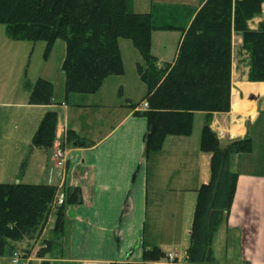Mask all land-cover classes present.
<instances>
[{
  "label": "trees",
  "instance_id": "16d2710c",
  "mask_svg": "<svg viewBox=\"0 0 264 264\" xmlns=\"http://www.w3.org/2000/svg\"><path fill=\"white\" fill-rule=\"evenodd\" d=\"M263 5L264 0H201L198 8L153 3L149 12L137 13L134 0H0V24H5L10 38L43 40L48 51L57 39L66 42L62 64L66 95L95 93L105 79L122 75L119 39L133 41L144 61V66L139 64V74L148 87L145 100L149 108L142 113L148 120L147 154L160 150L168 135H190L194 114L205 113L201 148L211 154V177L197 191L186 262L176 257L165 264L214 261V237L237 191L239 174L231 170L230 158L251 152L253 139L247 134L223 145L211 123L215 113L231 111L235 34L241 36V50L248 56V80L264 82V22L257 28L250 25L262 15ZM155 31L181 32L174 62H159L153 55ZM247 86L264 93V84H243L242 88ZM26 87L31 104H52L50 81H27ZM57 124V112L48 111L33 136L31 150L50 151ZM67 140L88 144L72 131ZM57 191L58 187L50 184L0 183V257L18 242L34 246L49 220ZM63 191L65 203L55 211L48 245L37 254L43 260L40 264L62 257L65 206L82 203L79 188L65 187ZM164 258L166 253L154 247L144 251L140 262L118 264H160Z\"/></svg>",
  "mask_w": 264,
  "mask_h": 264
},
{
  "label": "crops",
  "instance_id": "0c3cea01",
  "mask_svg": "<svg viewBox=\"0 0 264 264\" xmlns=\"http://www.w3.org/2000/svg\"><path fill=\"white\" fill-rule=\"evenodd\" d=\"M152 4L145 13L151 10ZM200 5L201 0L193 7ZM134 10L144 13L136 9L135 0ZM253 21L258 26L262 22L260 17ZM175 35L178 37L177 49L173 59H169L163 40ZM181 39L179 31L153 32V55L159 62H174ZM156 43L159 45L157 53ZM138 63L144 65L143 58ZM139 81L141 84L137 83L136 88L143 91L142 95L146 91L139 101H135L129 92H116L113 87L91 94L71 93L62 101H56L53 92L51 105L31 104L30 92H25L18 101L8 98L0 101V118L3 117L1 112L5 113L3 109L14 108L13 113L9 111L7 121L5 118L0 120V174L10 161H28L29 155L42 150H31L32 139L40 123L37 116L43 120L45 114L54 108L61 109L63 113V124L57 113L54 146L62 142L69 131L88 143L79 145L74 140H67L65 169H49L54 146L46 151L43 159V169H49V178L56 179L48 184L62 189L77 187L82 193V203L65 206L62 257L49 259L50 264L140 262L144 251L154 247L177 255L179 259L178 252L170 249L174 241H165V232L160 224L165 222L166 206L173 208L171 216L176 220L181 216L183 206L196 204L197 191L210 180L211 154H206L201 148L206 116L202 114L203 126L198 138L193 136L194 122L196 115L202 112L194 114L190 135H168L160 150L147 154L144 139L148 120L142 114L145 110L141 104L148 90L145 82ZM235 95L238 106L233 98L232 110L215 113L211 123L223 145L233 138L250 135V127L264 112L260 109L255 115H248L254 112V103L240 100L237 92ZM40 110L41 115L38 114ZM30 132L33 134L31 140L27 144L23 141L27 146L23 149L21 139L24 135L29 136ZM234 172L239 174L237 191L227 218L215 234L214 261L209 264H264V171L237 169ZM55 216V212L50 215L40 238L48 228H53ZM190 232L191 229L189 235ZM48 236L51 237L50 232ZM25 246L26 242L15 243L18 251L25 250ZM217 252L224 255V261L215 258ZM5 258L2 257L3 260Z\"/></svg>",
  "mask_w": 264,
  "mask_h": 264
},
{
  "label": "rangeland",
  "instance_id": "374dc122",
  "mask_svg": "<svg viewBox=\"0 0 264 264\" xmlns=\"http://www.w3.org/2000/svg\"><path fill=\"white\" fill-rule=\"evenodd\" d=\"M136 9L139 12L145 13L146 10L150 9V4H163V5H178V6H197L199 0H135ZM188 1V2H187ZM264 8V7H263ZM179 14V13H178ZM261 21L264 22V11L260 16ZM251 26H258L253 20L250 22ZM177 38V40L175 38ZM163 40L166 44L165 53L169 59H173L178 43L177 35ZM122 60L124 64V73L122 75H115L105 79L101 87L97 92H101L104 88L113 87L116 92H129L133 95L135 101H139L146 94L142 95L141 90L136 88V84L142 82L143 79L139 74V63L142 61V56L139 50L134 45L133 41L129 38L119 39ZM242 38L239 34L233 36V87H232V99H231V110L233 108V98L235 92L238 93L239 99L243 101L252 102L255 105L253 115L264 109V93L261 95L253 90L251 93L244 92L242 89L243 84H261L258 82H250L247 78L248 72V56L241 50ZM155 53L159 52L158 43L155 44ZM66 56V42L63 39H57L51 50H47V44L45 41H30V40H14L10 38L6 32L5 24H0V101L10 100L18 101L24 95L25 92H30L26 87V82L36 83L40 78L48 79L53 83L54 96L56 101L58 99L65 100L66 88H65V75L62 70V64ZM142 65V64H141ZM144 66V65H142ZM140 78V79H139ZM108 80V81H107ZM141 84V83H140ZM145 84L148 90L147 84ZM104 86V87H103ZM103 88V89H102ZM10 93V94H9ZM261 95V96H259ZM8 98V99H7ZM143 101V100H142ZM2 111V118L9 116V111L14 112V108H5ZM53 111L59 114L60 123L63 124V113L61 109L54 108ZM42 110L38 114L41 115ZM203 112L196 115L194 122V134L196 138L199 137L201 128L203 126ZM39 115L37 116L38 128L42 122L39 120ZM13 121V120H12ZM12 123V122H11ZM63 126V125H62ZM33 134L29 133V136L22 137V143L29 142ZM247 135V134H246ZM250 136L254 140V148L248 153H236L231 156L230 168L234 171L237 169L239 171H252V170H263L264 171V112L261 114L259 119L252 124L250 127ZM24 141V142H23ZM20 142V143H21ZM228 142V141H227ZM24 143L22 145L23 149L27 146ZM38 149V148H37ZM51 150V149H50ZM205 152V151H204ZM206 154H209L206 152ZM46 151L44 149L37 150V153H33L28 156V161L24 167V173L21 175V166L23 160L20 161H10V165L3 170V174H0V182L3 183H27V184H48L49 182L56 181L55 178H49V169L55 167V162L52 158L49 161V169H43V159L45 158ZM195 205L183 206L182 214L179 215L176 220L173 219L171 213L173 208L166 206L165 210L167 212L164 224H160V227L164 230V239L173 240V245L171 250L178 252L179 261L181 263L186 262V248L190 243L189 230L192 227ZM50 218V217H49ZM164 221V220H163ZM48 223V222H47ZM45 228L42 233H44ZM149 228L152 226L149 225ZM52 228H48L45 234L37 241L34 246L27 245L25 250L18 251L15 248L11 251L5 253V259L0 257V264H40L43 260L40 259L37 254L38 251L48 245L49 232L51 233ZM49 237V238H48ZM172 242L169 243V245ZM166 249V246H165ZM168 249V248H167ZM217 260L224 261L223 254L217 252ZM169 259V255L166 253V258L160 261V264H165ZM56 264V263H53Z\"/></svg>",
  "mask_w": 264,
  "mask_h": 264
},
{
  "label": "built area",
  "instance_id": "2783aa9c",
  "mask_svg": "<svg viewBox=\"0 0 264 264\" xmlns=\"http://www.w3.org/2000/svg\"><path fill=\"white\" fill-rule=\"evenodd\" d=\"M141 108L143 110H147L149 108V103L145 100L141 104ZM67 143V135L65 136L64 140L62 142H58L56 146H54L52 159L55 162V168L56 169H65L68 161L67 157V149L66 144ZM65 203V192L61 188L58 193L56 194V197L52 203V209L51 214L55 212L59 207H61ZM50 214V215H51ZM169 259L172 260L177 257V255H173L171 253L168 254Z\"/></svg>",
  "mask_w": 264,
  "mask_h": 264
},
{
  "label": "bare ground",
  "instance_id": "6f19581e",
  "mask_svg": "<svg viewBox=\"0 0 264 264\" xmlns=\"http://www.w3.org/2000/svg\"><path fill=\"white\" fill-rule=\"evenodd\" d=\"M251 87V86H250ZM250 87L249 86H247V87H245V88H242L243 90H244V92H247V93H251L252 94V90L250 89ZM254 94V93H253ZM234 104L236 105V106H238V99H237V95H235L234 96ZM248 115H250V116H253V113H251V114H248ZM61 188H58V191L60 190ZM58 191H57V193H58ZM56 197V196H55Z\"/></svg>",
  "mask_w": 264,
  "mask_h": 264
}]
</instances>
